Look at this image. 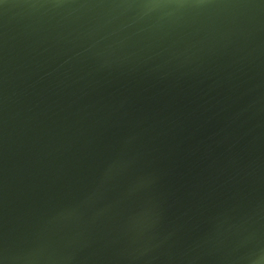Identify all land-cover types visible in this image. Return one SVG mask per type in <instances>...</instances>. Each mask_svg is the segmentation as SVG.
Listing matches in <instances>:
<instances>
[{
	"label": "water",
	"instance_id": "95a60500",
	"mask_svg": "<svg viewBox=\"0 0 264 264\" xmlns=\"http://www.w3.org/2000/svg\"><path fill=\"white\" fill-rule=\"evenodd\" d=\"M0 264H264V0H0Z\"/></svg>",
	"mask_w": 264,
	"mask_h": 264
}]
</instances>
